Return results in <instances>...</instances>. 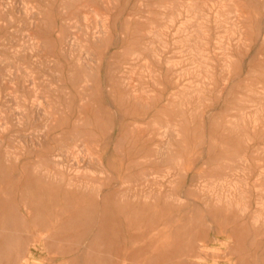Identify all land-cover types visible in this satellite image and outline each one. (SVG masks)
Here are the masks:
<instances>
[{
	"label": "rangeland",
	"instance_id": "obj_1",
	"mask_svg": "<svg viewBox=\"0 0 264 264\" xmlns=\"http://www.w3.org/2000/svg\"><path fill=\"white\" fill-rule=\"evenodd\" d=\"M0 264H264V0H0Z\"/></svg>",
	"mask_w": 264,
	"mask_h": 264
},
{
	"label": "bare ground",
	"instance_id": "obj_2",
	"mask_svg": "<svg viewBox=\"0 0 264 264\" xmlns=\"http://www.w3.org/2000/svg\"><path fill=\"white\" fill-rule=\"evenodd\" d=\"M208 200V199H207ZM221 200V199H220ZM228 201V200H227ZM242 210V209H241ZM196 245V244H195ZM200 245V244H199ZM198 246V245H197ZM199 247V246H198ZM189 250V249H188ZM180 251V250H179ZM198 251V250H197ZM178 252V251H177ZM203 252V251H202ZM177 254V253H176ZM175 254V255H176ZM201 254V253H200ZM175 255H174V257H175ZM185 257V256H184ZM179 258V257H178ZM177 259V258H176ZM188 261V260H187Z\"/></svg>",
	"mask_w": 264,
	"mask_h": 264
}]
</instances>
